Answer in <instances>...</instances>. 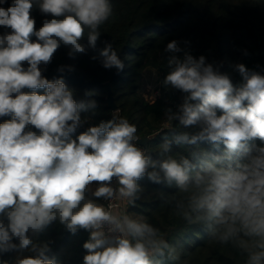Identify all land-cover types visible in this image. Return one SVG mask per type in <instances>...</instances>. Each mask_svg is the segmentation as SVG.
Wrapping results in <instances>:
<instances>
[{
  "label": "clouds",
  "instance_id": "obj_1",
  "mask_svg": "<svg viewBox=\"0 0 264 264\" xmlns=\"http://www.w3.org/2000/svg\"><path fill=\"white\" fill-rule=\"evenodd\" d=\"M34 6L51 17L38 30L30 15ZM112 14L110 0H12L0 7V26L11 29L0 35V117H11L0 123V256L26 252L14 264H57L38 237L58 222L72 234L89 233L83 264L181 261L146 217L99 202L134 206L146 177L175 189L159 198L178 217L201 226L215 242L231 244L246 255L245 264H264V74L235 64L242 82L233 85L222 65L194 57L172 40L164 48L170 55L162 84L182 93V102L164 114L191 131L164 137L156 157L138 146L137 126L117 115L73 138L89 122L82 113L97 109V94L87 91L77 101L62 78H45L41 65L51 63L61 44L70 58L95 49L100 26ZM98 58L105 69L125 68L111 43L92 57ZM65 69L74 70L58 71ZM202 142L213 151L172 154L173 143Z\"/></svg>",
  "mask_w": 264,
  "mask_h": 264
},
{
  "label": "trees",
  "instance_id": "obj_2",
  "mask_svg": "<svg viewBox=\"0 0 264 264\" xmlns=\"http://www.w3.org/2000/svg\"><path fill=\"white\" fill-rule=\"evenodd\" d=\"M113 14L100 26V37L96 48L87 47V38L82 43L87 47L84 54L75 58L68 56L69 48L61 44L51 63L41 65L42 74L50 81L63 79L73 90L74 98L86 99L85 92L97 95L95 112L82 113L89 117L88 124L78 129L73 138L113 115L125 117L137 126L139 137H151L146 146L154 157L160 151L164 137H173L190 129H183L175 121H168L164 114L166 108H173L182 102V93L166 88L162 81L168 72L164 51L172 40L179 42L182 49L194 57L201 55L207 62L222 65L220 71L230 76L233 85L238 86L242 78L234 65L244 64L249 70L264 74V0H110ZM12 0L0 7L7 8ZM35 20V28L42 26L44 19L50 16L42 14L37 6L30 13ZM11 29L0 26V35ZM32 36L31 40L36 41ZM111 43L125 64L123 71L105 69L99 58L93 60L99 51ZM180 53L178 55H182ZM61 66H71L63 73ZM27 68V64H24ZM149 69L157 72L156 87L159 92L155 100L144 94L145 77ZM110 82L118 110H113L107 101ZM24 92L32 90L25 88ZM43 94L44 89H37ZM11 117H0V123ZM32 131H39L34 127ZM252 143L260 144L259 140ZM201 149L213 151L211 145L200 143L196 146L173 143L172 154L191 157L193 151ZM223 151V146L217 154ZM145 191L135 205H129V214L134 218L143 215L148 222L158 228L169 244L174 245L181 261H168L167 264H245L246 255L233 248L231 244L221 245L212 240L209 234L197 224H188L175 214L174 209L160 200V194L175 191L163 184H154L146 177L140 181ZM103 203V200L99 201ZM40 242L48 243L49 258L55 257L57 264H83L86 250L83 244L89 239L84 230L72 234L58 222L52 223L38 237ZM17 242L18 241H14ZM28 253L9 252L0 256L9 264H14L18 255Z\"/></svg>",
  "mask_w": 264,
  "mask_h": 264
},
{
  "label": "rangeland",
  "instance_id": "obj_3",
  "mask_svg": "<svg viewBox=\"0 0 264 264\" xmlns=\"http://www.w3.org/2000/svg\"><path fill=\"white\" fill-rule=\"evenodd\" d=\"M157 80H158L157 72L152 69H149L146 73L145 86L143 91L145 96L150 100H154L155 97L158 95L159 90L156 87Z\"/></svg>",
  "mask_w": 264,
  "mask_h": 264
},
{
  "label": "water",
  "instance_id": "obj_4",
  "mask_svg": "<svg viewBox=\"0 0 264 264\" xmlns=\"http://www.w3.org/2000/svg\"><path fill=\"white\" fill-rule=\"evenodd\" d=\"M107 86H108V95H107L108 104L113 110L116 111L118 110V104L115 101L110 82H107ZM150 141H151V137H140L138 143L140 145L147 146Z\"/></svg>",
  "mask_w": 264,
  "mask_h": 264
},
{
  "label": "built area",
  "instance_id": "obj_5",
  "mask_svg": "<svg viewBox=\"0 0 264 264\" xmlns=\"http://www.w3.org/2000/svg\"><path fill=\"white\" fill-rule=\"evenodd\" d=\"M138 146H140V147H142V148H144V149H146L148 151L146 146H143V145H140V144ZM113 185L115 186V181L113 182ZM109 203H112V204L116 205V207L113 209L114 211H117V212H125L126 211L129 214V207L130 206L127 204L126 201H122V200H114V201H111V202L103 201V204H105V206H107Z\"/></svg>",
  "mask_w": 264,
  "mask_h": 264
},
{
  "label": "crops",
  "instance_id": "obj_6",
  "mask_svg": "<svg viewBox=\"0 0 264 264\" xmlns=\"http://www.w3.org/2000/svg\"><path fill=\"white\" fill-rule=\"evenodd\" d=\"M156 98V97H155ZM155 100V99H154ZM153 101V100H152Z\"/></svg>",
  "mask_w": 264,
  "mask_h": 264
}]
</instances>
